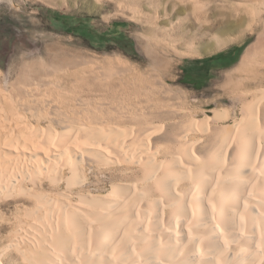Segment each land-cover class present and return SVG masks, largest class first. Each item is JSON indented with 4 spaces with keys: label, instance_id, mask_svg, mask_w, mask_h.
Listing matches in <instances>:
<instances>
[{
    "label": "bare ground",
    "instance_id": "bare-ground-1",
    "mask_svg": "<svg viewBox=\"0 0 264 264\" xmlns=\"http://www.w3.org/2000/svg\"><path fill=\"white\" fill-rule=\"evenodd\" d=\"M249 6L261 22L264 9L254 2ZM239 17L226 29L241 28L246 15ZM255 26L251 29L262 24ZM180 28L168 34L172 41L203 34L194 23L189 33ZM258 40L264 42V24ZM256 44L234 73L247 72ZM145 49L151 61L145 70L119 57H104L106 66L95 64L94 55L73 51L66 66L57 64L56 53L22 60L7 94L33 96L26 88L32 84L71 86L79 93L83 84L95 91L101 84L107 90L167 75L174 59L150 43ZM243 75L241 80L253 79L260 88L248 91L251 100L247 95L241 100V116L213 129L209 121L227 119L228 109L199 118L186 108H171L168 98L142 111L147 120L136 121L140 128L117 121L91 125L57 115L54 103L48 108L53 112L42 101L38 107L39 100L37 107L26 106L29 114H21L24 106L18 119L8 122L17 102L1 95L0 198H13L16 217L25 209L31 220L0 227V264H264L263 63L255 77ZM184 112L189 122L177 120ZM197 131L201 137L194 136ZM103 167L109 186L92 180Z\"/></svg>",
    "mask_w": 264,
    "mask_h": 264
},
{
    "label": "rangeland",
    "instance_id": "rangeland-1",
    "mask_svg": "<svg viewBox=\"0 0 264 264\" xmlns=\"http://www.w3.org/2000/svg\"><path fill=\"white\" fill-rule=\"evenodd\" d=\"M253 2L257 8L264 9V6H261L264 0H0V98H10L12 104L17 102L15 112H10V118L7 120L15 121L25 111L29 114L31 110L27 111V107L31 108L34 104L39 107L43 105L40 102L42 101L47 109L51 105H59L60 109L54 110L57 115H73L79 119L77 121L92 122L89 123L91 125L99 121H117L126 126L140 128L142 125L139 126V123L147 120L144 118L146 113L142 111H149L148 107L152 102L168 98L173 105L171 108H186L188 114L193 112L192 114L199 118L215 109H228L230 116L227 119L215 122L213 120L211 123L209 121L212 129L216 125L225 126L231 123L233 118L241 116V100L248 91L260 88L256 87L253 79L246 82V79L239 78L243 73L246 77H255L258 64L264 65V42L256 44L264 17L262 23L256 21L257 16L251 9L252 6L248 7V4ZM183 8L188 10L178 13V10ZM245 15L246 19L241 28L233 31L226 29L225 26H228L229 22H237L239 16ZM192 23L197 28L202 27L203 34H198L196 39L184 37L186 39L183 38V41H172L168 35L170 32H175L180 26V29H185L188 33L194 31ZM256 23L262 26L258 30H252ZM216 25H223V30L217 31ZM158 29L160 33L157 32ZM149 43L165 57L171 58L172 61L174 59L167 75L159 72L161 76L153 75L150 81L112 86L115 89L109 86L112 89L105 90L106 87L99 84L101 89L98 88L99 85L96 86L98 93L91 85L90 90L87 84L80 88L82 94L79 93L80 90H77L78 94L73 92L71 86L61 88L53 84H32L26 88L35 94L33 96L30 94L20 97L11 92L13 95L7 94L12 89L10 82L17 77L14 69L24 61L46 58L50 53H56L61 58L56 61L57 64L66 66L72 64L67 60V56L72 57L73 54L69 53L73 51L94 55L98 60L95 64L104 63L106 66V61L102 60L104 57L109 56L113 60L119 57L129 65L141 66L140 68L145 70L151 66L145 49ZM218 43H221V47L216 48ZM255 44L257 46L252 51L253 60L250 65H246L247 74L244 71L234 73L241 65L247 50ZM116 63L118 64L114 61L115 65ZM86 87L92 94L88 95ZM166 87L171 89L170 94L162 92ZM247 96L249 97L245 99H252L250 94ZM35 101H38L37 106ZM17 105L19 108H16ZM52 108L48 110L53 112ZM187 112H184V115L182 113L183 117L177 120L185 118L187 122ZM199 130L203 132L200 128ZM200 131L194 133V136L201 137ZM2 136L4 134L0 131V137ZM207 138L208 136L205 137L206 140ZM94 172L97 173L91 176L94 183L109 186L108 169L103 167ZM5 199L0 198V201H3L0 202V227L10 226L9 221L13 223L31 220L25 214V209L20 210L19 214L17 213L19 217H16L14 199Z\"/></svg>",
    "mask_w": 264,
    "mask_h": 264
}]
</instances>
